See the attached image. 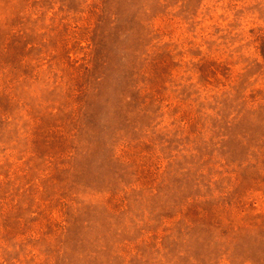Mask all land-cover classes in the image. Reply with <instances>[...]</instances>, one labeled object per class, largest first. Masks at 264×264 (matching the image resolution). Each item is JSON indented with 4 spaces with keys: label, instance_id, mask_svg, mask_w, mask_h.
Returning a JSON list of instances; mask_svg holds the SVG:
<instances>
[{
    "label": "rangeland",
    "instance_id": "rangeland-1",
    "mask_svg": "<svg viewBox=\"0 0 264 264\" xmlns=\"http://www.w3.org/2000/svg\"><path fill=\"white\" fill-rule=\"evenodd\" d=\"M0 264H264V0H0Z\"/></svg>",
    "mask_w": 264,
    "mask_h": 264
}]
</instances>
